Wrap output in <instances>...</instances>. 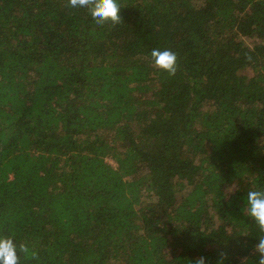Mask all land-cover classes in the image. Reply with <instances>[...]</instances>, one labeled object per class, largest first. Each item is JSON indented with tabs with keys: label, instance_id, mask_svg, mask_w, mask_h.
Here are the masks:
<instances>
[{
	"label": "trees",
	"instance_id": "obj_1",
	"mask_svg": "<svg viewBox=\"0 0 264 264\" xmlns=\"http://www.w3.org/2000/svg\"><path fill=\"white\" fill-rule=\"evenodd\" d=\"M118 3L98 26L68 0H0V235L35 253L20 264H247L264 0Z\"/></svg>",
	"mask_w": 264,
	"mask_h": 264
},
{
	"label": "clouds",
	"instance_id": "obj_2",
	"mask_svg": "<svg viewBox=\"0 0 264 264\" xmlns=\"http://www.w3.org/2000/svg\"><path fill=\"white\" fill-rule=\"evenodd\" d=\"M72 8H86L92 20L99 24L111 22L118 24L121 18V7L118 0H68ZM153 64L174 75L177 67L176 53L169 49H153ZM241 213L251 218L261 232H264V190H249L244 196ZM255 257L248 258L247 264H264V236L258 237L253 245ZM18 252L34 256L25 244H18L12 236L0 235V264H20ZM197 264H201L200 261Z\"/></svg>",
	"mask_w": 264,
	"mask_h": 264
}]
</instances>
